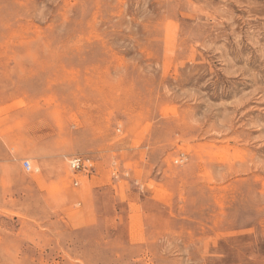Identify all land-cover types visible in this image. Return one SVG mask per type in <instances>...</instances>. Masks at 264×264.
I'll list each match as a JSON object with an SVG mask.
<instances>
[{
  "label": "rangeland",
  "instance_id": "374dc122",
  "mask_svg": "<svg viewBox=\"0 0 264 264\" xmlns=\"http://www.w3.org/2000/svg\"><path fill=\"white\" fill-rule=\"evenodd\" d=\"M0 264H264V0H0Z\"/></svg>",
  "mask_w": 264,
  "mask_h": 264
},
{
  "label": "built area",
  "instance_id": "2783aa9c",
  "mask_svg": "<svg viewBox=\"0 0 264 264\" xmlns=\"http://www.w3.org/2000/svg\"><path fill=\"white\" fill-rule=\"evenodd\" d=\"M69 165L74 172L90 173L94 170L93 161H91L90 159L81 158L79 156L73 157L69 161ZM22 166L26 172L33 171L32 165L29 161H24Z\"/></svg>",
  "mask_w": 264,
  "mask_h": 264
}]
</instances>
